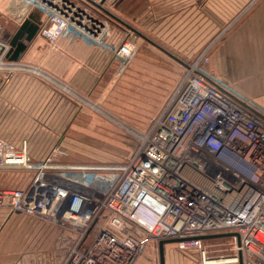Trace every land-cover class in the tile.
<instances>
[{"label": "built area", "instance_id": "built-area-1", "mask_svg": "<svg viewBox=\"0 0 264 264\" xmlns=\"http://www.w3.org/2000/svg\"><path fill=\"white\" fill-rule=\"evenodd\" d=\"M22 1L47 16L41 34L52 47L80 38L122 65L134 55L132 42L105 43L106 27L71 22L54 0ZM1 48L0 70L12 69ZM200 62L186 65L121 162L64 164L55 147L34 164L0 138V170H32L26 189H0V208L68 229L72 246L61 264H133L145 244L170 239L196 250L199 264H264V109ZM217 234L225 236L192 239ZM218 239L228 240L226 253L211 256L222 250L205 241Z\"/></svg>", "mask_w": 264, "mask_h": 264}, {"label": "rangeland", "instance_id": "rangeland-1", "mask_svg": "<svg viewBox=\"0 0 264 264\" xmlns=\"http://www.w3.org/2000/svg\"><path fill=\"white\" fill-rule=\"evenodd\" d=\"M92 1L111 13L115 19L86 0H54V3L56 6L62 4L63 9L68 11L71 22L79 25L86 21L102 23L101 26L106 27L110 35L116 38V45L120 46L125 41L132 42L135 52L126 65H122L120 61L104 52L119 63L115 77L119 78L121 74L122 76L111 84V93L106 98V104H91L82 100L81 105H88L84 107L88 113L83 115L78 127L75 125L72 127L69 122V126L64 128L61 143L55 146L63 152L58 159L64 164H108L123 161L135 150L139 133L148 129L152 119L163 107L161 105L155 112L147 110L151 107L152 101L151 96L147 94L151 89L148 85H156L164 77L163 83L166 84V77L170 79L172 75H175L178 82L185 71L184 65L199 58L201 66L232 87L237 89L239 85L247 87L246 78L240 80L233 78L235 73L232 71L231 57L223 64L217 63L214 59L216 44L229 36L231 19L218 26L220 30L216 31L215 17L192 15L186 17L184 22L185 17L177 16L175 26L171 25L172 29L164 30L153 28L150 20L145 21V24L138 21L141 17H138L136 12H141V7L145 5L140 0ZM123 8L133 12L128 11L131 15L126 14ZM204 23L207 26H204ZM39 33L42 36L41 30ZM173 65L176 67L175 72L172 71ZM156 68L163 69L164 72L159 74ZM8 73L7 69L0 70V85L5 83L7 79L5 76ZM40 78L43 80V77ZM172 86L173 83L163 101L169 97ZM234 87L233 89L237 91ZM63 91L65 96L71 98L72 92L67 93L65 87ZM0 128L8 130V126L2 122ZM31 130L20 129V133H29ZM29 146L34 152L43 150L41 143ZM41 158H31L30 161L38 164L43 161ZM31 177L32 170L1 169L0 189H26ZM71 241V233L64 227L37 216L10 213L8 209L0 208V264H61L62 259L70 252ZM227 241L209 240L205 241V244L212 246V249L222 250L211 253V256H218L226 253ZM166 251L167 253L170 251L167 255L169 257L171 254L172 262L165 256L164 264H199L196 250L183 252L172 246ZM133 264H163L160 261L159 243L150 241L145 244L142 254Z\"/></svg>", "mask_w": 264, "mask_h": 264}, {"label": "crops", "instance_id": "crops-1", "mask_svg": "<svg viewBox=\"0 0 264 264\" xmlns=\"http://www.w3.org/2000/svg\"><path fill=\"white\" fill-rule=\"evenodd\" d=\"M140 1L145 5L141 12H136L141 17L138 21L150 20L153 28L170 29L175 24V17H185V22L186 17L198 15L215 17V29L219 31L218 26L231 19L229 36L216 44L214 59L223 64L231 57L233 78L247 80V87H233L264 109V0ZM123 9L129 15L128 11L133 12ZM25 19L37 25L38 32L30 41L22 39L26 48L17 61H11L6 58L8 42ZM47 24L45 13L34 6L22 0H0V49L7 47L4 60L13 67L8 69L7 79L0 85V122L8 126L5 131L0 128V138L17 150L25 149L29 159L45 158L61 143L69 122L72 127H78L83 115L88 113L84 108L88 105H81L82 100L106 104L111 84L122 76L115 77L119 68L117 61L80 38H62L52 47L39 33ZM203 25L207 26L206 23ZM116 41L110 33L104 37V42L111 46H118ZM175 68L173 65L172 71L175 72ZM156 70L159 74L164 72L160 68ZM164 79L160 82L158 79L156 85H148L151 89L147 94L152 99L151 107L147 109L150 112H155L161 105L163 110L168 88L173 83L170 96L180 80L176 82L175 75L170 79L167 76L164 84ZM64 87L70 90L67 93L72 92L71 98L64 95ZM24 128L32 130L20 133ZM33 143L43 144V150L34 152L28 147ZM172 246L163 245L161 263L164 264L165 256L171 261V254L167 255L170 251L167 253L166 250Z\"/></svg>", "mask_w": 264, "mask_h": 264}, {"label": "water", "instance_id": "water-1", "mask_svg": "<svg viewBox=\"0 0 264 264\" xmlns=\"http://www.w3.org/2000/svg\"><path fill=\"white\" fill-rule=\"evenodd\" d=\"M87 2L91 3L92 5H95L99 9H101L104 13L109 15L110 17H113L111 13L108 11H105L99 4L93 2L92 0H86ZM103 2V0L101 1ZM102 25V23H100ZM38 32V26L30 22V20L25 19L18 30L14 33L10 41L8 42L9 49L6 54V58L11 61H17L23 51L25 50L26 46L23 43L22 39L24 38L25 41H30L34 35ZM225 235L223 234H217V235H206V236H200V237H193L192 239H200V240H206L211 238H219L223 237ZM176 241H179V239H170V240H163L159 242V248H160V256L162 257V247L164 244H170L174 243Z\"/></svg>", "mask_w": 264, "mask_h": 264}]
</instances>
